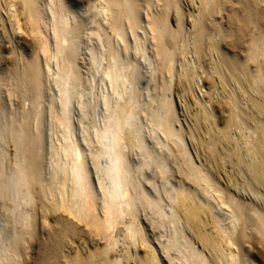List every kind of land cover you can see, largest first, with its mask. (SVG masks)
I'll return each mask as SVG.
<instances>
[{"label": "bare ground", "instance_id": "6f19581e", "mask_svg": "<svg viewBox=\"0 0 264 264\" xmlns=\"http://www.w3.org/2000/svg\"><path fill=\"white\" fill-rule=\"evenodd\" d=\"M0 142V264H264V0H0Z\"/></svg>", "mask_w": 264, "mask_h": 264}, {"label": "rangeland", "instance_id": "374dc122", "mask_svg": "<svg viewBox=\"0 0 264 264\" xmlns=\"http://www.w3.org/2000/svg\"><path fill=\"white\" fill-rule=\"evenodd\" d=\"M3 14H4V13H3ZM4 15H5V14H4ZM5 44H6V45H5V48H6L5 50H7L8 47H9V44L6 43V42H5ZM6 53H7V51H6ZM5 95H7V94H3V98H6V99H4V100L6 101L7 98H8V99H9L8 101H10V102H9V103H8V101H7V103H6L5 101H4V102H5L9 107H10V105H11V106H16V104L19 102L18 100L16 101V99H17L16 97H11V98H9V95H8V96H5ZM13 99H14V100H13ZM11 101H12V102H11ZM14 101H15V102H14ZM25 104L27 105L28 102L26 101ZM26 105H25V106H26ZM26 107H27V106H26ZM0 143H1V142H0ZM0 145H2V144H0ZM6 146H7V145H6ZM6 146H5V148H7V147L9 148V146H7V147H6ZM0 147H1V146H0ZM10 147H11V145H10ZM6 150H8V151L10 150V153H9V154H11V153H12L11 151L13 150V148H9V149H6ZM0 199H1V198H0ZM1 203H2V199H1ZM1 203H0V212H1V213H0V236L6 234L7 232H8V234L10 233V230H9L10 228H8V227H10V225H9L8 223H7V224L5 223V222H7V218L5 217L6 214H4L5 211H4V212L1 211V210H3V206H2ZM2 213H3V214H2ZM5 224H6L7 226H8V225H9V226L6 227ZM5 228L8 229V230H5ZM3 230H4V232H5L4 234H3V232H1V231H3ZM6 236L8 237L9 235H6ZM6 236L4 235L3 237H2V236H1V237L4 238V239H6V238H7ZM5 237H6V238H5Z\"/></svg>", "mask_w": 264, "mask_h": 264}]
</instances>
